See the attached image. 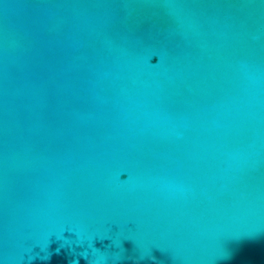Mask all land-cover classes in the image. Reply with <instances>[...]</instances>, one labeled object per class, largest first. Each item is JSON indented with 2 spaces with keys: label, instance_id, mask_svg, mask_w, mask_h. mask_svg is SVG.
Returning a JSON list of instances; mask_svg holds the SVG:
<instances>
[{
  "label": "water",
  "instance_id": "obj_1",
  "mask_svg": "<svg viewBox=\"0 0 264 264\" xmlns=\"http://www.w3.org/2000/svg\"><path fill=\"white\" fill-rule=\"evenodd\" d=\"M264 264V0H0V264Z\"/></svg>",
  "mask_w": 264,
  "mask_h": 264
},
{
  "label": "clouds",
  "instance_id": "obj_2",
  "mask_svg": "<svg viewBox=\"0 0 264 264\" xmlns=\"http://www.w3.org/2000/svg\"><path fill=\"white\" fill-rule=\"evenodd\" d=\"M73 264H78V262L77 261H74Z\"/></svg>",
  "mask_w": 264,
  "mask_h": 264
}]
</instances>
